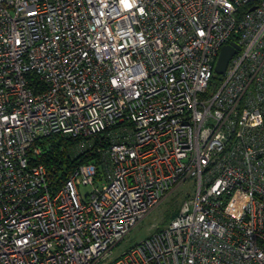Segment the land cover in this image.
Returning a JSON list of instances; mask_svg holds the SVG:
<instances>
[{
    "label": "built area",
    "instance_id": "2783aa9c",
    "mask_svg": "<svg viewBox=\"0 0 264 264\" xmlns=\"http://www.w3.org/2000/svg\"><path fill=\"white\" fill-rule=\"evenodd\" d=\"M0 264H264V0H0Z\"/></svg>",
    "mask_w": 264,
    "mask_h": 264
},
{
    "label": "rangeland",
    "instance_id": "374dc122",
    "mask_svg": "<svg viewBox=\"0 0 264 264\" xmlns=\"http://www.w3.org/2000/svg\"><path fill=\"white\" fill-rule=\"evenodd\" d=\"M188 189L189 184H185L181 189L174 191L160 202L153 211L141 220L139 224L118 243L112 250L110 257L115 258L119 256L125 250L133 247L157 230L165 228L177 214L185 196L190 193ZM88 191L89 187L80 188V193L82 195L86 194Z\"/></svg>",
    "mask_w": 264,
    "mask_h": 264
},
{
    "label": "trees",
    "instance_id": "16d2710c",
    "mask_svg": "<svg viewBox=\"0 0 264 264\" xmlns=\"http://www.w3.org/2000/svg\"><path fill=\"white\" fill-rule=\"evenodd\" d=\"M217 83L218 78H212L209 83V88L215 87ZM44 145V154L40 158V162H42L50 172L51 180L59 181L67 174L72 164L69 148L72 147L73 142L53 137L45 140Z\"/></svg>",
    "mask_w": 264,
    "mask_h": 264
},
{
    "label": "water",
    "instance_id": "95a60500",
    "mask_svg": "<svg viewBox=\"0 0 264 264\" xmlns=\"http://www.w3.org/2000/svg\"><path fill=\"white\" fill-rule=\"evenodd\" d=\"M239 47L234 43H229L220 49L214 65V73L218 80H221V75L225 72L227 64L231 57L237 53Z\"/></svg>",
    "mask_w": 264,
    "mask_h": 264
}]
</instances>
